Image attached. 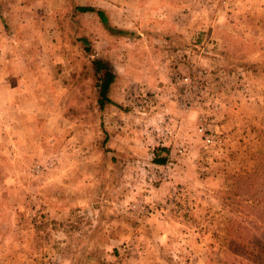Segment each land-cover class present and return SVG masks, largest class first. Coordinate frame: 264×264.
Here are the masks:
<instances>
[{
    "label": "rangeland",
    "instance_id": "rangeland-1",
    "mask_svg": "<svg viewBox=\"0 0 264 264\" xmlns=\"http://www.w3.org/2000/svg\"><path fill=\"white\" fill-rule=\"evenodd\" d=\"M263 169L264 0H0V264H256Z\"/></svg>",
    "mask_w": 264,
    "mask_h": 264
},
{
    "label": "trees",
    "instance_id": "trees-1",
    "mask_svg": "<svg viewBox=\"0 0 264 264\" xmlns=\"http://www.w3.org/2000/svg\"><path fill=\"white\" fill-rule=\"evenodd\" d=\"M76 10L79 12H91L95 13L105 29L110 33H117L118 35L129 33L113 26L109 22V17L106 12L99 7L95 6H76ZM84 44H87L86 38H81ZM87 49V48H86ZM91 64V76L94 85L97 89L96 103L100 110L104 109L109 104H114L110 98L111 86L115 81L116 73L110 61L100 56H94L90 60ZM156 163L162 164L165 161L164 157L157 156L154 158ZM252 180H244L245 192L238 194V199L243 205V209H246L247 213L254 216L253 220H250L254 228V248L261 252L260 257H256V251H254V261L256 264H264V169L261 171H255ZM246 211L240 212L245 213ZM231 225L228 230L231 231L230 235L235 236L237 229L241 228L242 231H246L249 228L246 225ZM250 230V229H249ZM246 241H251L246 236L243 237ZM252 243V242H248Z\"/></svg>",
    "mask_w": 264,
    "mask_h": 264
},
{
    "label": "built area",
    "instance_id": "built-area-1",
    "mask_svg": "<svg viewBox=\"0 0 264 264\" xmlns=\"http://www.w3.org/2000/svg\"><path fill=\"white\" fill-rule=\"evenodd\" d=\"M199 131H200L201 135L203 136L206 144L214 145V144L218 143V137L216 136V134L211 133L207 129V127L205 126V123H200Z\"/></svg>",
    "mask_w": 264,
    "mask_h": 264
}]
</instances>
